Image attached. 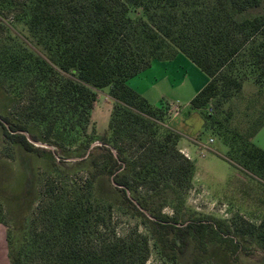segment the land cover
Instances as JSON below:
<instances>
[{"label": "trees", "instance_id": "obj_1", "mask_svg": "<svg viewBox=\"0 0 264 264\" xmlns=\"http://www.w3.org/2000/svg\"><path fill=\"white\" fill-rule=\"evenodd\" d=\"M14 8L40 52L27 48L0 55L6 72L27 80V125L4 117L3 132L10 141L42 152L45 147L32 143L41 140L59 150L62 161L75 143L76 152L83 153L93 139L80 138L88 133L97 92L108 86L113 100L108 133L90 149L94 171L87 186L106 175L173 261L190 238L202 253L208 241L228 240L231 252L238 248L240 241L229 237L233 232L264 248V216L258 225L241 220L232 229L219 220L184 223L159 207L149 216L141 211L138 204L148 209L150 195H182L189 189L195 164L177 148L180 136L163 125L168 104L152 105L127 84L153 61L181 53L208 76L190 100L194 110L213 99L218 107L238 94L248 77L264 89V0H0L1 12ZM5 25L0 17V30ZM202 116L203 125L227 144L230 161L264 180V150L252 142L264 117L240 134L228 132L210 113ZM31 124L41 130L40 137L29 132ZM53 191L46 190L45 204L38 202L43 226L33 229L42 235H34L33 247L50 256L46 264H146L147 236L117 234L111 219L85 195H56L54 205V195H48ZM8 256L10 264H22L20 253L8 250Z\"/></svg>", "mask_w": 264, "mask_h": 264}, {"label": "rangeland", "instance_id": "obj_2", "mask_svg": "<svg viewBox=\"0 0 264 264\" xmlns=\"http://www.w3.org/2000/svg\"><path fill=\"white\" fill-rule=\"evenodd\" d=\"M18 13V8L0 11V17L6 22V28L0 30V55L27 48L40 52L25 20L15 18ZM2 67L0 65V224L7 235L8 250L11 254L20 253L22 264H46L48 257L50 259L33 247L34 235L42 237L41 232L35 234L33 229L34 225L43 226H39L42 211L37 210L38 202H47L44 195L51 187L54 191L48 195H54L51 197L54 205L59 201L56 195L82 194L111 219L117 234L147 236L150 252L146 264H195L197 259H201L200 264H264V248L260 243L246 235L235 237L234 232L229 237L237 239L241 245L232 252L227 240L222 243L208 241L207 252L202 253L190 238L176 261L168 259L151 237L147 222L106 175H98L92 187L87 186L89 174L94 171L90 149L100 144V139L108 133L113 108L108 86L97 92L88 133L80 138L93 139L83 153L76 152L79 143H75L66 148L71 156L62 161L59 150L41 140L32 143L45 147L42 152L27 151L19 142L10 141L3 132L2 125H7L4 117L13 123H22L27 118V80H23V76H12ZM207 80L208 76L180 53L172 60L153 61L149 68L127 81L128 86L150 104H168L163 125L180 136L177 148L181 153L183 149L188 153L183 148L186 146L188 158L195 164L192 185L182 195L171 192L150 195L147 196L148 209L139 204L138 207L147 216L154 207H159L163 213L176 215L184 223L196 219L219 220L231 225L232 229L241 220L258 225L264 216V180L230 161L227 144L217 131L203 125L202 114L210 113L228 132L244 133L256 118L264 117V89L248 77L242 81L241 91L221 100L218 107H214L213 99L205 108L194 110L190 100ZM24 123L27 125V121ZM29 132L41 135V130L33 124ZM22 133L28 134L27 131ZM127 196L133 198L132 192L128 191Z\"/></svg>", "mask_w": 264, "mask_h": 264}, {"label": "crops", "instance_id": "obj_3", "mask_svg": "<svg viewBox=\"0 0 264 264\" xmlns=\"http://www.w3.org/2000/svg\"><path fill=\"white\" fill-rule=\"evenodd\" d=\"M252 142L256 146L264 150V124L252 137ZM183 148H185L189 153V150L186 148V146H183ZM0 264H10L9 256H8L7 235L5 233L4 227L1 224H0Z\"/></svg>", "mask_w": 264, "mask_h": 264}, {"label": "built area", "instance_id": "obj_4", "mask_svg": "<svg viewBox=\"0 0 264 264\" xmlns=\"http://www.w3.org/2000/svg\"><path fill=\"white\" fill-rule=\"evenodd\" d=\"M182 153H184L185 156L189 157L188 153L184 149L182 150Z\"/></svg>", "mask_w": 264, "mask_h": 264}]
</instances>
